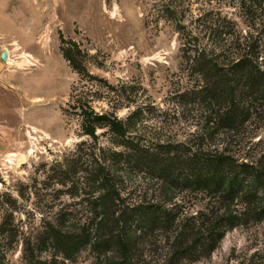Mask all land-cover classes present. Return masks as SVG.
I'll return each instance as SVG.
<instances>
[{
  "label": "rangeland",
  "instance_id": "rangeland-1",
  "mask_svg": "<svg viewBox=\"0 0 264 264\" xmlns=\"http://www.w3.org/2000/svg\"><path fill=\"white\" fill-rule=\"evenodd\" d=\"M169 1L0 0V57L2 50L11 53V60L4 64L9 77L0 82L3 263L27 264L28 245L36 248L40 258L52 260L53 249L42 245L49 224L78 230L91 211L83 178L84 158L77 152L78 144L87 138L72 107L79 91L90 82L65 58L64 48L69 44L64 41L78 44L85 53L83 64L94 76L117 88L123 84L126 89L137 88L140 98L149 103L147 123L163 126V135L185 139L212 131L205 111L181 97L188 80L179 34L162 11ZM229 1L174 0V4L181 8L189 4L182 15L185 20L203 10H215L235 20L243 35L261 38L263 18L249 16ZM93 104L98 110L108 108L106 101ZM129 112L123 108L119 116L125 118ZM99 132L106 141L104 130ZM260 138L264 140V128L255 143ZM255 143L249 140L246 148ZM75 170V176L61 177ZM121 180L132 200L160 198L159 186L148 179L133 175ZM169 203L178 221L194 223L197 213L210 209L213 202L203 194L180 189ZM164 238L166 233L154 230L140 242L141 249L150 254L149 249L160 248ZM95 258L88 247L67 264H93ZM184 264H264V221L238 224L209 257Z\"/></svg>",
  "mask_w": 264,
  "mask_h": 264
},
{
  "label": "trees",
  "instance_id": "trees-1",
  "mask_svg": "<svg viewBox=\"0 0 264 264\" xmlns=\"http://www.w3.org/2000/svg\"><path fill=\"white\" fill-rule=\"evenodd\" d=\"M229 3L264 21V0ZM187 7L171 0L162 11L179 34L188 80L181 97L205 111L212 131L185 139L163 135V126L147 123L149 103L137 88L126 89L124 84L117 88L94 76L86 70L81 59L85 53L78 44L64 41L69 44L65 58L90 82L72 107L87 138L77 152L84 158L91 211L78 230L50 223L42 245L53 249L52 260L40 258L28 245L27 264H67L88 247L96 253L93 264L196 262L209 257L238 224L264 221V140L255 143L264 128V44L260 43L264 34L258 40L245 36L235 20L215 10L185 20ZM95 101H106L108 108L96 109ZM123 108L130 110L125 118L119 116ZM249 140L254 147L246 148ZM76 170L61 177L75 176ZM133 175L159 186L160 198L153 202L129 198L121 179ZM177 189L208 196L211 208L199 211L194 223L178 221L169 203ZM154 230L166 233V238L148 254L140 242Z\"/></svg>",
  "mask_w": 264,
  "mask_h": 264
},
{
  "label": "crops",
  "instance_id": "crops-1",
  "mask_svg": "<svg viewBox=\"0 0 264 264\" xmlns=\"http://www.w3.org/2000/svg\"><path fill=\"white\" fill-rule=\"evenodd\" d=\"M10 51V50H9ZM8 51L9 53V61L11 60V53ZM3 52V50H2ZM1 52V54H2ZM4 64L5 61L2 60V58L0 57V82L3 81L4 79H8L9 74L7 72H5L4 70Z\"/></svg>",
  "mask_w": 264,
  "mask_h": 264
},
{
  "label": "water",
  "instance_id": "water-1",
  "mask_svg": "<svg viewBox=\"0 0 264 264\" xmlns=\"http://www.w3.org/2000/svg\"><path fill=\"white\" fill-rule=\"evenodd\" d=\"M1 58L3 61L8 62L9 61V53L7 50H3L1 54Z\"/></svg>",
  "mask_w": 264,
  "mask_h": 264
},
{
  "label": "bare ground",
  "instance_id": "bare-ground-1",
  "mask_svg": "<svg viewBox=\"0 0 264 264\" xmlns=\"http://www.w3.org/2000/svg\"><path fill=\"white\" fill-rule=\"evenodd\" d=\"M23 160H24V158L22 157V158H20V160H19V161H20V162H22Z\"/></svg>",
  "mask_w": 264,
  "mask_h": 264
}]
</instances>
